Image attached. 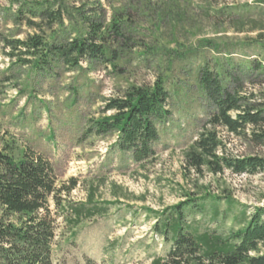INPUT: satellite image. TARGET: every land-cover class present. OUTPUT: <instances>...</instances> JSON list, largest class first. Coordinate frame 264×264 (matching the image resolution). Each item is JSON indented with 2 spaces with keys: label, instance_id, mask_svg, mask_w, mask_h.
<instances>
[{
  "label": "rangeland",
  "instance_id": "rangeland-1",
  "mask_svg": "<svg viewBox=\"0 0 264 264\" xmlns=\"http://www.w3.org/2000/svg\"><path fill=\"white\" fill-rule=\"evenodd\" d=\"M45 11L60 22L41 18ZM86 21L101 25L104 58L59 60L52 48L83 37ZM34 36L43 50L18 44ZM206 65L238 77L242 93L264 105V0H0V147L16 160L26 149L43 155L57 188L74 183L62 207L97 209L75 226L61 210L53 214V264H150L169 249L156 226L187 198L203 207L186 211L187 222L225 236L264 204V172L185 168L187 152L211 130L214 107L197 78ZM156 80L168 92L169 114L156 124L151 159L135 162L114 147L115 134H88L109 99ZM215 131L230 156L264 157V146Z\"/></svg>",
  "mask_w": 264,
  "mask_h": 264
},
{
  "label": "trees",
  "instance_id": "trees-1",
  "mask_svg": "<svg viewBox=\"0 0 264 264\" xmlns=\"http://www.w3.org/2000/svg\"><path fill=\"white\" fill-rule=\"evenodd\" d=\"M45 17L60 22L54 13L45 11L41 18ZM86 24L83 37L52 48L59 60L67 64L75 60L76 64L80 60L104 58L105 49L102 43H97L104 40L101 25L89 21ZM112 25L114 33L120 36L117 23ZM18 44L33 51L46 46L44 40L35 36ZM252 69L261 70V65L254 62ZM197 74L198 84L214 110L207 122L211 130L201 133L187 152L185 168L196 174L207 170L214 175L224 171L236 175L264 172V157L230 156L215 131L221 127L230 135L264 146V105L251 102L242 93L238 77L231 73L206 65ZM225 79H231L233 87ZM168 98L161 80H156L152 87L132 86L122 97L106 102L102 117L92 121L88 134H115L114 147L130 153L135 162L148 161L155 155L152 145L159 138L156 124L165 121L169 114ZM10 150L8 146L0 147V264H53V214L61 210L65 220L75 226L83 216L97 209L91 202L62 207L61 194L68 193L74 183L69 188H57L56 175L47 158L26 149L16 160ZM198 200L187 198L165 210L156 231L169 243V249L150 264H264V204L254 209L242 229L225 236L200 232L187 222L186 211L203 208L196 203Z\"/></svg>",
  "mask_w": 264,
  "mask_h": 264
}]
</instances>
